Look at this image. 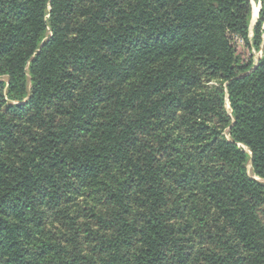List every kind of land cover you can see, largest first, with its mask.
Here are the masks:
<instances>
[{
  "label": "trees",
  "instance_id": "16d2710c",
  "mask_svg": "<svg viewBox=\"0 0 264 264\" xmlns=\"http://www.w3.org/2000/svg\"><path fill=\"white\" fill-rule=\"evenodd\" d=\"M250 16L0 0V264H264V50L238 51L264 1Z\"/></svg>",
  "mask_w": 264,
  "mask_h": 264
},
{
  "label": "rangeland",
  "instance_id": "374dc122",
  "mask_svg": "<svg viewBox=\"0 0 264 264\" xmlns=\"http://www.w3.org/2000/svg\"><path fill=\"white\" fill-rule=\"evenodd\" d=\"M264 0H251V16H250V21H249V32H250V36L253 35V27L256 23V20L258 18L259 15V10L261 8V4ZM262 29H263V33H262V43L260 45V49L259 50H255L252 49L250 52L248 50H246V48L244 46H242L241 42L238 41L240 47L238 48V51L246 58L249 56V54H252L253 56V60L254 62H256L262 55L263 50H264V22L262 24ZM249 168V166H248ZM250 171V169H249Z\"/></svg>",
  "mask_w": 264,
  "mask_h": 264
}]
</instances>
